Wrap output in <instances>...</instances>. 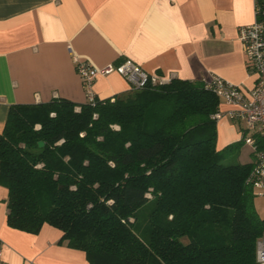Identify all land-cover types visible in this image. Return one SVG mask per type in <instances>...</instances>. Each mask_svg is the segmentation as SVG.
<instances>
[{"label": "trees", "instance_id": "obj_1", "mask_svg": "<svg viewBox=\"0 0 264 264\" xmlns=\"http://www.w3.org/2000/svg\"><path fill=\"white\" fill-rule=\"evenodd\" d=\"M221 102L172 78L94 103L12 105L0 132L8 224L53 225L90 264H257L255 161L224 163L245 142L218 149Z\"/></svg>", "mask_w": 264, "mask_h": 264}, {"label": "crops", "instance_id": "obj_2", "mask_svg": "<svg viewBox=\"0 0 264 264\" xmlns=\"http://www.w3.org/2000/svg\"><path fill=\"white\" fill-rule=\"evenodd\" d=\"M255 20V0H0V132L14 104L86 103L76 59L95 68L131 59L167 80L206 83L217 75L248 95L256 76L248 72L238 28ZM93 87L99 99L133 89L117 72L98 76ZM231 108L221 102L220 110ZM242 123L217 122L218 149L242 139ZM239 159L255 161L251 146ZM7 200L0 185L4 264H90L53 225L37 233L10 226Z\"/></svg>", "mask_w": 264, "mask_h": 264}, {"label": "built area", "instance_id": "obj_3", "mask_svg": "<svg viewBox=\"0 0 264 264\" xmlns=\"http://www.w3.org/2000/svg\"><path fill=\"white\" fill-rule=\"evenodd\" d=\"M255 13V22L238 28V39L243 47L248 72L256 76L248 95L243 92L241 85L233 84L217 75L212 76L205 86L215 92L222 102L232 106L227 111L218 110L214 113V120L218 122L228 118L245 124L242 138L251 146L255 155V164L248 182L252 184L256 195L264 196V7L257 0ZM76 63L89 103L97 100L93 86L101 75L117 72L129 80L134 89H142L149 82L156 84L169 81L149 73L131 59L111 63L103 68H95L90 63L77 59ZM2 253L3 242L0 238V264H4ZM256 261L257 264H264V235L257 241Z\"/></svg>", "mask_w": 264, "mask_h": 264}, {"label": "rangeland", "instance_id": "obj_4", "mask_svg": "<svg viewBox=\"0 0 264 264\" xmlns=\"http://www.w3.org/2000/svg\"><path fill=\"white\" fill-rule=\"evenodd\" d=\"M242 125L245 126V124L242 123ZM238 128H240V125H238ZM246 146V143H243L241 148L234 149L232 151H229L226 155V157L223 159L224 163L230 164L240 161L239 156L241 153L242 147ZM254 203L256 209L260 212L262 216H264V196L256 195L254 198ZM151 206H147L146 209L142 212V216L140 217L139 223L142 228H144L147 224L146 214L149 211ZM144 235V234H143ZM145 237V235L143 236Z\"/></svg>", "mask_w": 264, "mask_h": 264}, {"label": "water", "instance_id": "obj_5", "mask_svg": "<svg viewBox=\"0 0 264 264\" xmlns=\"http://www.w3.org/2000/svg\"><path fill=\"white\" fill-rule=\"evenodd\" d=\"M39 145H40V146H43V145H44V141H40V142H39Z\"/></svg>", "mask_w": 264, "mask_h": 264}]
</instances>
